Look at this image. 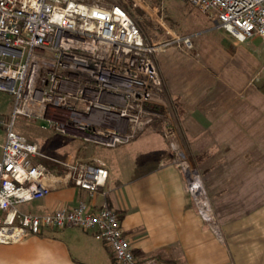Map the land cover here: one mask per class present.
I'll list each match as a JSON object with an SVG mask.
<instances>
[{
	"label": "built area",
	"instance_id": "2783aa9c",
	"mask_svg": "<svg viewBox=\"0 0 264 264\" xmlns=\"http://www.w3.org/2000/svg\"><path fill=\"white\" fill-rule=\"evenodd\" d=\"M180 1L215 13L217 27L239 43L253 37L264 42V0ZM144 5L145 0H0V91L14 98L11 120H0V245L20 243L43 229L78 228L93 232L119 264H136L116 214L106 206L93 210L81 202L43 215L18 208L46 197L56 181L93 196L105 186L108 171L102 163L49 159L51 170L13 126L18 115L36 118L114 148L166 117L165 135L172 138L155 49L145 43L132 12ZM181 40L192 48L189 37ZM175 165L197 214L213 226L199 174L184 161Z\"/></svg>",
	"mask_w": 264,
	"mask_h": 264
},
{
	"label": "crops",
	"instance_id": "0c3cea01",
	"mask_svg": "<svg viewBox=\"0 0 264 264\" xmlns=\"http://www.w3.org/2000/svg\"><path fill=\"white\" fill-rule=\"evenodd\" d=\"M223 51L227 55L200 64V101L184 97L166 81L176 108L184 112L180 120L188 115L202 127L264 126V111L253 109L260 93L253 91V51L232 37ZM152 128L132 142H140L139 150L131 151L130 143L121 146L127 155L102 160L108 178L93 196L56 181L50 194L31 202L28 213L48 214L81 202L93 210L106 206L116 214L136 264H264V200L244 214L220 217L215 226L205 223L165 139ZM236 203L230 202V211L238 210ZM0 264L119 263L93 232L65 228L43 229L20 243L0 245Z\"/></svg>",
	"mask_w": 264,
	"mask_h": 264
},
{
	"label": "rangeland",
	"instance_id": "374dc122",
	"mask_svg": "<svg viewBox=\"0 0 264 264\" xmlns=\"http://www.w3.org/2000/svg\"><path fill=\"white\" fill-rule=\"evenodd\" d=\"M132 12L145 43L155 49L152 60L163 81L173 137L168 139L165 135L168 129L166 124L170 121L166 117L155 119L150 126L165 139L173 164L184 161L199 174L213 217V226L220 217L244 214L248 208L264 200V187L261 185L263 181L264 186V174L261 175L264 173V126L202 127L193 121L194 116L188 115L180 120L184 112L180 107L176 108L177 103L171 99L166 82L169 81V87L184 97L200 101V64L203 60L205 62L213 57L227 55L223 51L224 43L231 40V36L217 27L215 13L202 12L189 2L145 0L144 9L136 8ZM175 37L179 41L173 42ZM185 37L190 38L191 49L183 45L181 39ZM244 43L254 53L253 91L260 92L254 98L253 109L264 111V87L263 93L262 90L255 89L264 84V42L259 37H253ZM13 104V96L0 91V120H11ZM190 108L188 109L191 110ZM13 131L24 137L26 143L37 146L43 155L41 161L50 166L51 170L53 167L49 159L103 164V159L127 155L121 150V146L131 143L130 150L133 152L141 147L139 141L132 143V140L127 144L108 148L86 142L69 133H61L56 126H47L43 120L21 115L15 117ZM4 140L5 131L0 127V156ZM171 143L175 151L172 150ZM208 166H213L212 172H205ZM222 191L223 194L218 196ZM230 200L237 202L236 212L229 210L232 206ZM31 205V202L25 203L18 208L23 213H28Z\"/></svg>",
	"mask_w": 264,
	"mask_h": 264
},
{
	"label": "trees",
	"instance_id": "16d2710c",
	"mask_svg": "<svg viewBox=\"0 0 264 264\" xmlns=\"http://www.w3.org/2000/svg\"><path fill=\"white\" fill-rule=\"evenodd\" d=\"M261 86H262L261 88L256 86L255 89H257L258 91H261V90L263 89V87H264V84L261 85ZM262 91H263V90H262ZM212 169H213V166H210V167L208 166V167H207V170H205V172H208V171L212 172V171H211ZM221 194H223V191L220 192V193L218 194V196L221 195Z\"/></svg>",
	"mask_w": 264,
	"mask_h": 264
}]
</instances>
